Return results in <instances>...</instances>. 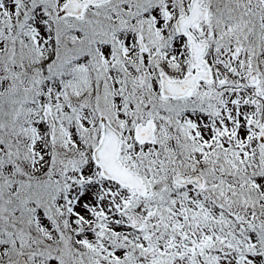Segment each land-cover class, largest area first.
Returning a JSON list of instances; mask_svg holds the SVG:
<instances>
[{
    "label": "snow or ice",
    "instance_id": "snow-or-ice-1",
    "mask_svg": "<svg viewBox=\"0 0 264 264\" xmlns=\"http://www.w3.org/2000/svg\"><path fill=\"white\" fill-rule=\"evenodd\" d=\"M0 264H264V0H0Z\"/></svg>",
    "mask_w": 264,
    "mask_h": 264
}]
</instances>
